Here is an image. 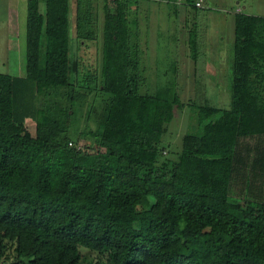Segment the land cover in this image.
Instances as JSON below:
<instances>
[{
	"label": "trees",
	"instance_id": "obj_1",
	"mask_svg": "<svg viewBox=\"0 0 264 264\" xmlns=\"http://www.w3.org/2000/svg\"><path fill=\"white\" fill-rule=\"evenodd\" d=\"M130 1L102 0L98 85L93 70L77 85L69 0H26L24 73H0V264H81L80 248L108 264H264V17L233 13L229 106L197 105L199 132L167 160L158 143L182 102L173 82L139 91ZM95 21L74 0L77 40ZM87 94L94 127L75 137Z\"/></svg>",
	"mask_w": 264,
	"mask_h": 264
},
{
	"label": "rangeland",
	"instance_id": "obj_2",
	"mask_svg": "<svg viewBox=\"0 0 264 264\" xmlns=\"http://www.w3.org/2000/svg\"><path fill=\"white\" fill-rule=\"evenodd\" d=\"M199 1L201 7L193 8L184 0H137L135 3L130 1L128 9V19H136L134 26L130 23L129 32L132 35L137 32L142 51L140 68L145 81L139 91L153 93L173 82L182 102L173 110L172 119L165 125L158 143L163 148L160 157L167 160L175 159L184 134L199 132L197 105L206 100L222 109L229 106L233 13L239 11L264 17V0ZM91 4L96 13V32L95 38L88 41L77 40L73 28L74 0H69L68 4V57L80 60L73 81L77 85H86L83 78L88 70L94 71L95 85L99 81L102 0H91ZM38 5L42 10L43 3L39 1ZM25 12L26 0H0V73H24ZM193 36L195 46L190 50L188 39ZM193 52L194 59L191 58ZM89 99L90 94H87L81 103L74 105L70 130L75 137L81 130L94 127L90 119L84 120ZM91 102L96 105L98 100L91 98ZM25 125L32 134L33 122L27 119ZM86 141V137L79 138L75 146L82 147ZM80 254L81 264H108L107 252L96 253L80 248ZM7 255L9 260L13 258L10 250Z\"/></svg>",
	"mask_w": 264,
	"mask_h": 264
},
{
	"label": "built area",
	"instance_id": "obj_3",
	"mask_svg": "<svg viewBox=\"0 0 264 264\" xmlns=\"http://www.w3.org/2000/svg\"><path fill=\"white\" fill-rule=\"evenodd\" d=\"M194 5H195L196 7H201V4H200V1H199V0H197V1L194 3Z\"/></svg>",
	"mask_w": 264,
	"mask_h": 264
}]
</instances>
